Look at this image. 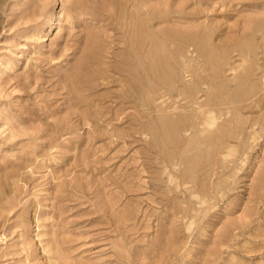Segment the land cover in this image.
<instances>
[{
    "label": "rangeland",
    "instance_id": "obj_1",
    "mask_svg": "<svg viewBox=\"0 0 264 264\" xmlns=\"http://www.w3.org/2000/svg\"><path fill=\"white\" fill-rule=\"evenodd\" d=\"M0 264H264V0H0Z\"/></svg>",
    "mask_w": 264,
    "mask_h": 264
},
{
    "label": "bare ground",
    "instance_id": "obj_2",
    "mask_svg": "<svg viewBox=\"0 0 264 264\" xmlns=\"http://www.w3.org/2000/svg\"><path fill=\"white\" fill-rule=\"evenodd\" d=\"M123 23V22H122ZM129 25H130V23H129ZM129 28V27H128ZM138 28V27H137ZM136 28V29H137ZM129 30V29H128ZM137 31V30H136ZM135 33V32H134ZM138 41V40H137ZM195 42V41H194ZM193 43V42H192ZM197 43V42H196ZM155 45V44H154ZM195 45V44H194ZM195 47V46H194ZM188 51V50H187ZM190 51H191V49H190ZM122 56V55H121ZM124 58V57H123ZM126 62H127V60H126ZM128 62L130 63V60H128ZM130 71V70H129ZM138 71H140V70H138ZM145 74V73H144ZM144 74H143V76H144ZM128 76V75H127ZM165 80H167V78L165 79ZM128 82H131V81H129L128 80ZM134 83V82H133ZM163 83H164V81H163ZM132 84V83H131ZM130 94V93H129ZM143 94V93H142ZM193 102H199L198 100H193ZM222 102V101H221ZM216 107V106H215ZM208 109H210V108H208ZM190 120V119H189ZM199 120V119H198ZM186 121V120H185ZM196 121V120H195ZM193 122V121H192ZM189 125V124H188ZM196 126V125H195ZM199 128V127H198ZM219 128V127H218ZM185 130V129H184ZM193 130V129H192ZM198 133V132H197ZM225 134V133H224ZM211 137V136H210ZM210 141V140H209ZM215 141V140H214Z\"/></svg>",
    "mask_w": 264,
    "mask_h": 264
}]
</instances>
